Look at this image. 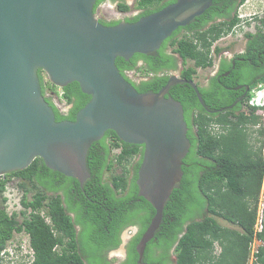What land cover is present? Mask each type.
Returning a JSON list of instances; mask_svg holds the SVG:
<instances>
[{"label":"trees","instance_id":"1","mask_svg":"<svg viewBox=\"0 0 264 264\" xmlns=\"http://www.w3.org/2000/svg\"><path fill=\"white\" fill-rule=\"evenodd\" d=\"M105 1L116 3L120 12L130 9L126 0H96L94 12ZM244 1L240 0L238 6ZM168 2L135 0V8L141 11L125 19L136 21ZM209 14L208 18L196 17L191 26L184 27L187 33L167 37L151 53H134L129 59L116 57L119 72L138 92L155 93L176 68L177 54L184 65L181 78L193 80L196 69L212 66L214 55L222 50L213 46L214 42L240 21L237 12L232 18L230 12ZM214 14L225 20L204 28ZM197 18L200 23H195ZM120 20L99 22L111 26ZM260 22L264 25V16ZM180 29L182 26L175 31ZM244 37L246 51L237 54L244 59L236 60L235 69L232 70L231 62H221L217 76L230 70L227 79L218 81L217 76L212 77L208 88L196 82L204 105L184 82L171 85L165 94L182 105L190 147L182 159L181 179L164 205L160 225L147 241L140 262L136 246L155 212L138 194L136 180L143 145L123 142L113 130H107L88 148L86 167L90 175L82 185L77 179L48 168L40 157L23 169L0 175V250L13 232L24 231L34 250L32 264H112L105 257L106 251L118 247L121 232L135 225L138 231L129 240L126 257L119 264H166L172 247L174 264H246L254 239L263 244L253 264H264V225L261 232L253 233L255 204L264 178L263 130H257L258 145L251 143L247 130L260 123L261 117L255 107L242 108L241 102L228 108L236 96L232 88L223 87L249 81L253 88L264 82V28L245 32ZM167 41L171 53L164 50ZM189 60L192 65L186 66ZM131 71L136 75H130ZM38 76L42 94L47 90L54 92L69 107L61 111L53 94L45 97L56 121L74 120L90 96L82 93L76 81L60 87L59 93L42 69ZM251 96L250 92L247 101ZM210 123L221 124L224 132L212 135L208 130ZM113 149L117 152L112 153ZM116 166L121 167L119 173H113ZM13 177L20 180L17 187L22 191V218L16 211L9 213L4 205L7 182ZM43 216L49 217L52 225ZM219 219L234 227L223 225ZM215 242L220 246L218 256L213 254Z\"/></svg>","mask_w":264,"mask_h":264},{"label":"water","instance_id":"2","mask_svg":"<svg viewBox=\"0 0 264 264\" xmlns=\"http://www.w3.org/2000/svg\"><path fill=\"white\" fill-rule=\"evenodd\" d=\"M95 1L0 0V175L40 157L48 168L82 185L90 175L88 148L107 130L123 142L143 145L138 194L155 212L136 246L140 262L181 179L182 159L190 147L182 105L165 94L184 82L204 103L196 82L176 74L157 92L140 93L119 72L115 59L158 49L212 0H176L136 21L111 26L97 19ZM39 69L54 85L76 81L90 96L74 120L56 121L41 92ZM127 237L125 230L122 238Z\"/></svg>","mask_w":264,"mask_h":264},{"label":"rangeland","instance_id":"3","mask_svg":"<svg viewBox=\"0 0 264 264\" xmlns=\"http://www.w3.org/2000/svg\"><path fill=\"white\" fill-rule=\"evenodd\" d=\"M127 3L130 5V9L126 12H120L116 8V3H110L108 1H105L101 3L99 6L96 7L95 15L104 19V20H113V19H123L128 16H132L137 13V9L135 8V3H132L131 0H128ZM238 14H244L243 17H240L239 23L234 27L233 32L231 35L218 39V41L215 43L219 45L224 50H228V53H234L236 51H240L242 49V45L244 43V34L245 32L251 31L254 32L260 28H264V25L260 22V19L264 16V0H245L242 4L239 5L237 9ZM217 56L214 57V64L210 67H206L204 69L197 68L196 74L194 75V80L198 84L202 85L205 82V78L209 76L213 71V66L216 63ZM186 65H192V61H188ZM132 75V73H129ZM136 75V74H134ZM46 77V76H45ZM47 79V77H46ZM57 91H60V88L57 89ZM56 104L59 106V108L64 111V102L62 100L56 99ZM246 108V105L243 106ZM254 135L251 136V143H255L256 137H258L257 133L255 134V131L253 130ZM250 134V133H249ZM257 135V136H256ZM261 140V139H260ZM256 145L259 144V141L255 143ZM117 149H113L112 153H116ZM121 171V167H115L113 173H119ZM110 172L106 173V177H108ZM19 178L13 177L8 180L7 182V188L5 191V195L8 196V200L6 204L4 203L6 209L8 212H13L12 210H15L18 212L19 217L20 216V206H17L16 202L18 199L20 200L22 196V191L17 187V182H19ZM256 210V207H255ZM221 223L228 227H234L233 225L227 223L224 220H221ZM127 234H130L129 230ZM24 239L27 240V236L21 232V233H14L13 239L10 241L12 244L19 242L24 243ZM8 244V249L11 248V244ZM216 248H219L218 246ZM23 258V257H22ZM119 258V257H118Z\"/></svg>","mask_w":264,"mask_h":264},{"label":"flooded vegetation","instance_id":"4","mask_svg":"<svg viewBox=\"0 0 264 264\" xmlns=\"http://www.w3.org/2000/svg\"><path fill=\"white\" fill-rule=\"evenodd\" d=\"M128 1V0H126ZM166 1H170L168 2L166 5L170 4V3H173L175 2L176 0H163V2H166ZM240 0H218L216 3H214V0H212L211 4L209 5V7H207L200 15H197L195 16L188 24H186L185 26H182V29H180L179 31H174L171 35L172 37H176V36H180L181 34H184V33H187V29H185L184 27L186 26H191V23L194 21V19L198 16H201L203 18H208L210 17V14L209 12H215V13H228L230 12L231 13V18L233 17V15L237 12V9H238V3H239ZM132 3H135V0H131ZM165 5V6H166ZM96 11V10H95ZM141 10H138L137 9V13H139ZM207 11V13H206ZM96 14V13H95ZM150 14V13H149ZM135 15V14H134ZM148 15V14H147ZM144 16V15H143ZM98 20L102 19L98 16H96ZM142 17V16H141ZM230 19V18H229ZM227 18V20H229ZM225 20L223 17L219 16V15H213V17L211 19L208 20L207 24L204 26V28H207L209 27L210 25L214 24V23H217V22H221ZM126 22L127 20L125 18L121 19L120 22ZM197 21V22H196ZM201 20L200 18L196 19L195 20V23H200ZM181 27V26H180ZM179 28V27H178ZM170 35V36H171ZM225 35H223L222 37H220L219 39H222V38H225L224 37ZM218 41V39L214 42L213 46L216 45L218 47H220L219 45L215 44L216 42ZM164 42V41H163ZM162 42V43H163ZM168 41L167 43L165 44L164 46V50L167 51L168 53H171L172 52V48L168 45ZM246 46H247V39L244 38V43L242 45V49L240 51H236V52H232V53H228V50H224L222 48V50L220 51V53L218 55H214L217 56V59H216V63L215 65L213 66V71L212 73L207 76L205 78V82L200 85L198 84L199 86H206L207 88L210 87L211 85V82H210V79L212 77H215L217 75H219V72H220V69H221V62L224 60L226 62H231V68L232 70L235 69V62L236 60H243L244 57H238L237 54H241V53H245L246 51ZM176 58H177V65H176V68L175 69H172L171 72H170V75L172 74H176L178 75L179 77H181V71L184 67V65L182 64V60L181 58L175 54ZM188 62V61H187ZM138 64H141V62H139ZM187 66V65H186ZM132 74H134L133 71H131ZM230 74V70H225L224 72H222L221 76H217V80L218 81H221V79H227V76H229ZM223 87L225 88H232L233 91L235 92V96H236V99L235 101L232 103L233 106L239 102H241V107L243 108L244 105H247V96L248 94L251 92L252 88L251 85H250V82L249 81H245V82H241V83H238L237 85H233V87H230V85H224ZM53 94V92H50ZM45 97H47V95H45ZM231 105V104H230ZM232 106V107H233ZM231 107V108H232ZM69 109V107L67 108H64V111H67ZM104 136V135H103ZM73 215V213H72ZM130 227L132 226H129L127 228H125L121 234H120V244L118 247L116 248H113V249H110L108 251H106L105 253V257L111 261L112 264H119L122 260L125 259L126 257V254H127V244L129 242V240L131 239V237L138 231V227L134 225V227H136V230H132L130 229ZM76 230H78V226L76 227ZM127 230H129L130 234H128V237L123 240L122 238V233ZM258 241V244H257V248H259V246H261L263 243L262 241H259V240H256ZM173 248L172 247L169 252H168V257H167V263L166 264H174V251H173ZM156 254L159 253V250H155L154 251ZM119 257V258H118Z\"/></svg>","mask_w":264,"mask_h":264},{"label":"built area","instance_id":"5","mask_svg":"<svg viewBox=\"0 0 264 264\" xmlns=\"http://www.w3.org/2000/svg\"><path fill=\"white\" fill-rule=\"evenodd\" d=\"M244 14H238V17H243ZM235 27V26H234ZM234 27L231 31H229L224 37L231 35L234 30ZM252 96L247 101L248 106H253L256 108V114L260 115L261 122L257 125H254L250 128L251 131H255L262 129V155L264 158V82H258L251 90ZM208 130L212 135H219L224 132L225 128L219 123H210L208 125ZM7 188V186H6ZM7 196V195H6ZM8 200V196H7ZM7 202V201H6ZM17 206H20V200L16 202ZM256 213H255V221L253 224V233L256 235L258 232H261L264 225V178L262 182V186L259 191L258 199L255 204ZM47 220V218H46ZM8 244L0 250V264H32L34 260V250L30 246L28 239H24V243L19 242L11 243V248L8 249ZM258 241L254 239L250 245V254L246 264H253L257 260L256 253L258 252L257 248ZM23 257V258H22Z\"/></svg>","mask_w":264,"mask_h":264},{"label":"clouds","instance_id":"6","mask_svg":"<svg viewBox=\"0 0 264 264\" xmlns=\"http://www.w3.org/2000/svg\"><path fill=\"white\" fill-rule=\"evenodd\" d=\"M109 2V1H108ZM110 3H113V2H110ZM99 6V5H98ZM236 26V25H235ZM231 31V30H230ZM46 75V74H45ZM47 77V76H46ZM48 79V78H47ZM194 80V79H193ZM195 81V80H194ZM58 88H60V87H58L57 86V89ZM51 91H49V90H47L46 91V94L45 95H47V96H50V95H52V93H50ZM59 93H61V91H58ZM45 95H44V97H45ZM60 96L58 95V94H55L54 92H53V101L55 102V104H56V99L57 100H60V98H59ZM57 105V104H56ZM58 106V105H57ZM59 107V106H58ZM64 108H67L68 106L65 104V102H64V106H63ZM61 110V109H60ZM62 111V110H61ZM4 175V174H3ZM18 183V182H17ZM6 191V190H5ZM4 197L6 198V201H7V196L5 195V193H4ZM21 199V198H20ZM6 201L4 202L5 204H6ZM20 208H21V210L23 209L22 208V206H21V204H20ZM7 210V209H6ZM20 210V211H21ZM8 211V210H7ZM12 211H15V210H12ZM30 212V211H29ZM28 212V213H29ZM10 213H12V212H10ZM43 217H45V216H43ZM46 218H47V220H46ZM45 222L46 223H48V224H51L52 225V222L50 221V219H49V217H45ZM21 232H23L26 236H27V239H28V242H29V244H30V241H29V236H28V234L27 233H25L24 231H21ZM21 232H13V235H14V233H21ZM13 235H12V237L7 241V243H9L12 239H13ZM6 243V244H7ZM31 246V245H30ZM33 249V248H32ZM34 261V260H33Z\"/></svg>","mask_w":264,"mask_h":264},{"label":"crops","instance_id":"7","mask_svg":"<svg viewBox=\"0 0 264 264\" xmlns=\"http://www.w3.org/2000/svg\"><path fill=\"white\" fill-rule=\"evenodd\" d=\"M247 130H248V133H250L249 136H250V138H251V136L254 135V133H253V131L250 130V128H248ZM219 221H220V219H219ZM220 223H221V221H220ZM217 246H218L219 248H216ZM219 252H220V246H219V244H218L217 242H215V243H214L213 254H214L215 256H216V255L218 256Z\"/></svg>","mask_w":264,"mask_h":264}]
</instances>
